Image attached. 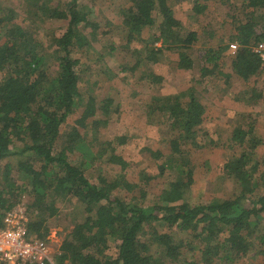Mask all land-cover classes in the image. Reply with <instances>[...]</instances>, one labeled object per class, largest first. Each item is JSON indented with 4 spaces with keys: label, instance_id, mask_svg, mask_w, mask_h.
<instances>
[{
    "label": "trees",
    "instance_id": "obj_1",
    "mask_svg": "<svg viewBox=\"0 0 264 264\" xmlns=\"http://www.w3.org/2000/svg\"><path fill=\"white\" fill-rule=\"evenodd\" d=\"M23 2L29 24L18 22L17 9L0 6V228L5 226V214L27 197L29 231L41 238L48 237L50 227L57 225V203L64 201L70 207L74 226L55 254L54 264H159L165 258L180 260L185 241L162 231L158 227L161 223L193 238L191 247L200 258L185 264H236L239 259L264 256V157L258 153L264 140L257 133L256 122L246 119L229 138V146L240 149L223 167L224 176L236 186L234 196L192 203L194 170L186 146L203 148L216 143L202 128L206 107L193 87L153 95L147 105L149 120L170 128L169 155L159 165L160 174L169 170L176 177L156 195L154 203L146 204L149 193L128 180L130 163L116 151L115 142L87 141L90 129L99 132L122 107L117 93L109 92L102 98L91 95L84 100L81 92L80 58L75 52L91 44L100 23L89 18L79 0ZM244 7L253 10L236 26L233 39L241 47L233 67L239 76L249 79L264 71L250 48L264 39V16H256V11L264 8V0H247ZM205 9L195 0V13ZM121 13L129 41L140 39L147 27L157 28L145 41L142 58L132 71L143 62L170 63L168 53L175 47L183 49L177 66H194L193 58L184 50L199 41V34L183 30L170 0H131ZM46 19H63L68 25L64 31H55L49 44L43 46L33 36L30 24ZM225 49L229 44L206 50L202 76L219 71ZM144 76L154 84L163 81L153 72ZM259 96L254 93L252 97ZM77 100L82 105L81 114L71 131L63 133L61 127L75 111ZM15 141L22 148L16 149ZM117 141L125 143L126 137L119 136ZM81 142L90 149L98 146L93 160L117 165L120 172L113 178L100 174L97 182H92L86 175L87 160L82 156L79 161L69 158ZM153 155L158 159L165 156L162 150ZM5 158L9 160L1 167ZM151 178L142 175L144 181ZM122 189L131 194L129 200L115 195ZM111 248L116 249L115 255L106 253Z\"/></svg>",
    "mask_w": 264,
    "mask_h": 264
},
{
    "label": "rangeland",
    "instance_id": "obj_2",
    "mask_svg": "<svg viewBox=\"0 0 264 264\" xmlns=\"http://www.w3.org/2000/svg\"><path fill=\"white\" fill-rule=\"evenodd\" d=\"M63 3L68 0H60ZM88 13L89 18L100 23L96 38L86 45L82 51L76 50L75 57L80 58L78 71L81 74V92L84 100L93 95L104 97L109 92L117 93L121 110L113 115L108 123L99 132L92 129L87 132V140L90 143L106 141L115 142L116 151L121 154L129 166L126 170L127 178L132 183H138L149 193L148 202H155L156 195L166 188L175 179L176 174L166 171L160 174L159 165L169 155L167 140L170 136V128L166 124H158L149 120L147 105L155 94H174L193 87L196 96L206 107L205 120L202 125L204 131L216 143H208L203 148H197L191 144L186 146L187 155L194 170V183L191 188L190 201L192 203H206L215 198H229L236 193L234 182L223 174L225 162L240 149H232L229 146V138L233 129L246 121L253 119L256 122L257 133L264 140V71L244 79L237 74L233 67L234 54L229 49L221 53L219 68L213 74L202 76V62L206 50L220 46H227L236 42L233 36L236 34V26L246 19V13L253 9L244 7L247 0H197L206 6L204 12L197 14L193 10L195 0H170L174 15L183 24L185 32L194 30L199 34V41L191 48L185 49L193 60L191 69H183L177 66L179 54L183 49L173 48L169 51L168 64L142 63L138 69L132 71L141 53L144 50L145 41L157 28H145L142 37L129 41L123 25L121 8L131 5V0H79ZM58 2V0H56ZM1 5H9L18 12V22L29 24L25 13L23 0H0ZM53 5V4H52ZM257 17L264 16V8L256 11ZM160 21L159 15H157ZM68 22L63 19H46L36 25L30 24L31 32L35 39L47 46L53 38L55 31L66 29ZM88 30H86V33ZM212 66V63L210 64ZM130 69H123L125 67ZM155 73L163 77L159 84L151 83L150 77L144 73ZM256 93L259 97L253 98ZM244 98V102L240 99ZM82 105L79 100L75 103V111L62 125L63 133H68L74 126L75 120L80 116ZM249 116V117H248ZM201 135L205 137L202 131ZM125 136V143H118L117 138ZM206 138V139H207ZM210 142V140H207ZM16 149L22 148V144L15 141ZM83 149H80V148ZM70 160L79 161L82 156L87 160L85 165L86 175L92 182H97L98 176L104 174L113 178L120 172V167L103 161L93 160L94 152L99 147L88 148L86 143H79ZM162 150L163 158H155L153 152ZM260 157H264V143L258 148ZM9 159L1 162L3 167ZM153 176L150 182L142 180V175ZM115 195L130 199L131 194L124 189L116 190ZM28 198L24 197L20 204L27 207ZM147 202V201H146ZM59 207L56 226H51L48 237L53 251V260L58 253L63 239L73 229V223L69 214L70 207L64 201L57 203ZM162 231L170 232L176 239L185 241V248L179 260L169 258L160 259L159 264H185L194 262L200 258L199 252L191 247L193 238L187 232L178 228L169 229L161 223L158 226ZM154 250V248H153ZM115 255L116 249L111 248L106 252ZM180 261V262H179ZM236 264H264V256L239 259ZM54 264V261H53Z\"/></svg>",
    "mask_w": 264,
    "mask_h": 264
},
{
    "label": "built area",
    "instance_id": "obj_3",
    "mask_svg": "<svg viewBox=\"0 0 264 264\" xmlns=\"http://www.w3.org/2000/svg\"><path fill=\"white\" fill-rule=\"evenodd\" d=\"M157 45L161 46L160 43ZM241 47L239 42L229 43V51L236 54ZM260 59L264 69V39L250 45ZM29 214L24 204H18L4 217L0 228V264H53V251L50 238L32 235L28 227Z\"/></svg>",
    "mask_w": 264,
    "mask_h": 264
},
{
    "label": "crops",
    "instance_id": "obj_4",
    "mask_svg": "<svg viewBox=\"0 0 264 264\" xmlns=\"http://www.w3.org/2000/svg\"><path fill=\"white\" fill-rule=\"evenodd\" d=\"M237 42H238V41H237ZM234 55H235V54H234ZM240 101H241V102H244V98H241Z\"/></svg>",
    "mask_w": 264,
    "mask_h": 264
}]
</instances>
